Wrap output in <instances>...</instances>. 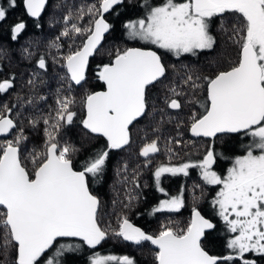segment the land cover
<instances>
[{
  "label": "snow or ice",
  "instance_id": "obj_1",
  "mask_svg": "<svg viewBox=\"0 0 264 264\" xmlns=\"http://www.w3.org/2000/svg\"><path fill=\"white\" fill-rule=\"evenodd\" d=\"M5 2L7 7L0 5V24L17 8L38 21L50 0ZM133 2L127 0V5ZM139 7L143 9L141 15L121 21L123 36L129 41L153 45L177 58L212 50L217 43L210 28L213 18L225 13L238 14L230 37L239 45L238 61L210 75L188 71L181 77L183 87L179 90L169 87L171 95L165 104L167 109L181 110L184 105L180 97L186 95L185 87L194 96L204 88L207 103L192 101L200 103L203 111L189 116L191 135L215 141L226 135L242 134L251 138L245 154L234 158L223 177L213 170L219 155L214 145H209L202 159L194 163L162 164L153 172L160 192H164L160 187L164 174L188 176L190 168H198L206 184L222 185L212 203L227 230L235 234L227 241L230 254L210 255L204 249L201 238L206 229H214L215 225L196 207L191 209L186 228L171 226L169 222L162 224L157 234H150L132 223L127 215H121L117 227L111 231L101 227V202L90 190L89 177L101 176L112 150H122L131 144L129 126L149 115V89L167 78L168 66L161 54L148 47L118 48L108 63L97 66L96 77L105 90L93 91L83 98L85 115L80 123L89 133L105 138L107 144L77 169L73 154L78 149L68 142L61 143L62 135L78 115L72 84L81 86L86 82L89 58L103 47L106 35L115 28L109 17L120 20L126 11V0H93L79 7L69 6L62 16L59 35L50 42V48L59 52L61 38L71 40L68 52L54 56L53 60L66 69L62 80L72 83L66 89L56 90L55 107L47 115L29 120L34 129L43 124L42 150L24 156L28 137L10 115L18 105L0 106V136L14 133L12 139L0 140V264H41L42 260L44 264H71L69 257L79 252L82 245L57 246L60 238H77L94 249L110 236L135 245L149 242L156 249L155 264H259V260L246 254L264 259V0H162L159 4L142 0ZM23 15L9 26L12 41L27 30ZM35 27L42 25L37 22ZM220 27L227 31L223 23ZM25 54L31 55L27 49ZM36 68L47 72L45 56L39 57ZM38 75L34 72L28 83L34 84ZM14 84V77L0 81V94H6ZM18 101L22 106V98L18 97ZM172 143L179 146L181 141H167V145ZM167 145L170 156L176 155ZM159 151V137L140 148L138 155L144 158L145 168ZM26 160L31 163V170ZM130 180L133 188H140L135 170ZM137 199L138 195L129 190L124 208H130ZM184 206L182 187L180 195L159 201L151 214L178 213ZM53 248L54 254L48 257ZM89 264L136 262L128 255L94 254L89 257Z\"/></svg>",
  "mask_w": 264,
  "mask_h": 264
},
{
  "label": "trees",
  "instance_id": "obj_2",
  "mask_svg": "<svg viewBox=\"0 0 264 264\" xmlns=\"http://www.w3.org/2000/svg\"><path fill=\"white\" fill-rule=\"evenodd\" d=\"M93 0H50L47 10L42 13L39 20L28 19L23 15L20 8L15 11H10L7 20L0 24V81L6 78H15V84L6 94H0V106L5 104L18 105L13 108L10 115L14 120L21 125L28 139L26 141L24 156L33 150H42L44 146L43 124L41 123L37 128H33L29 124L30 119L42 117L47 115L54 107L56 100V90L58 88H68L71 84L68 80H62L65 77L66 71L59 63H55L53 57L60 56L68 52V45L71 40L61 38L62 48L57 52L54 48H50V42L54 40L61 31L62 16L71 5L79 7L83 3H91ZM154 4H159L162 0H152ZM142 0H134L133 4L127 5L126 11L123 12L120 20H115L114 16H110L109 20L115 24L114 30L106 35V39L102 42L103 47L97 51L94 56L89 58V65L86 72V82L81 86L72 85V94L76 98L75 110L77 118L73 125L62 135L61 143L68 142L78 149L73 154L74 163L79 169L83 162L96 152L106 148V141L103 138H98L88 133L80 123L84 117L83 98L93 92L102 89L101 81L96 77L97 66L102 63H108L115 54L116 49H123L124 47H148L162 55L164 63L168 66L167 78L160 83L155 84L149 89V115L134 122L130 127L131 144L122 150H112L105 164V170L101 176L97 178L89 177L90 190L96 195L103 197L101 199V209L99 220L100 223L105 224L110 229L117 227L118 219L121 215H127L129 219L133 218V223L141 227L150 234H157L162 224L171 222V226L186 228L190 221L189 215L192 207H196L201 214L209 219L214 225V229L207 232L202 243L204 249L210 255L224 256L230 254L231 250L227 248V241L232 238L229 235L226 224L221 223L217 214V207L213 206L210 185L206 184L200 176V179H194L192 172L199 173L198 168H190L189 175L184 176L179 174L172 176L161 177L160 187L164 192L157 190L155 186V179L152 175L155 168L162 165L156 161L151 162L150 166L145 168L144 163H140L143 157L138 155L140 148L150 142L152 139L159 137V147L162 155L170 156L166 150L167 141L180 140L181 144L177 146L175 143L167 145L172 147L176 153V157L181 159L167 160L163 164L176 165L181 162H196L199 160L198 156L202 154L207 148L202 142H196L187 138V128L190 125L189 116L192 112H202L200 103H192V101H200L207 103L206 91L204 88L197 90L196 95H192V90L184 88L186 95H182L180 100L184 107L181 110H168L166 108L165 100L170 98L169 87H183L181 77L185 76L188 71L196 75H210L220 69H227L231 63L238 61L239 45L231 39V26L236 22V18L231 16H222L218 19V25L210 24L212 28L218 27L216 32H212L216 38L217 43L212 50H205L198 52L195 56L185 55L177 58L170 53H164L163 50L156 49L153 45H145L140 41L127 40L122 32L121 21L128 18H136L143 13V9L139 7ZM63 4L64 7H58ZM0 5L7 7L5 0H0ZM23 15L27 21V30L19 37L17 41L11 40L10 25L17 22V19ZM213 21V20H212ZM40 23L42 27L36 28L35 24ZM225 25L227 31L221 29V24ZM213 25V26H212ZM80 40L76 41L79 44ZM25 49L31 53L30 56L25 54ZM111 54V55H110ZM40 56L47 58L48 69L47 72L36 68V61ZM38 72L39 75L35 79L34 84H29L28 81L33 77V73ZM18 97L22 98L23 105H20ZM40 97L45 99L41 100ZM32 100V104L27 101ZM161 110H164L161 112ZM13 134H9L7 139H12ZM3 138V139H5ZM0 139V140H3ZM243 140L237 143L235 137H231L228 141H216L220 149H215L217 153L222 152L226 155L218 156L222 168L226 170L229 164L236 156H239V151H245L248 141ZM220 151V152H219ZM195 155L194 157L191 155ZM245 154V153H242ZM174 156H171L174 159ZM157 153L153 154L151 160L158 158ZM218 161V160H217ZM29 170H31V163L25 161ZM230 165V166H231ZM137 173L140 188H133L130 178L133 172ZM221 171V170H219ZM199 176V175H197ZM126 177L129 178L126 182ZM95 187V188H94ZM183 187V197L185 206L178 213H157L151 214L152 208L158 205V201L165 198L164 193L171 190L168 195L174 196L178 189ZM131 190L133 194L138 195V199L132 203L130 208H124L128 203L127 193ZM178 195V192H177ZM167 196V195H166ZM216 196V195H215ZM206 199L204 200V198ZM167 199V198H165ZM134 211V213H132ZM218 226V227H217ZM112 243H117L119 238H108ZM107 240V239H106ZM105 240V241H106ZM104 241V243H105ZM59 243H81L76 240H58ZM103 244V243H101ZM79 252L72 254L69 259L71 264H87L92 253L88 248L81 243ZM143 255H153L154 252L150 247H141ZM53 248L48 252V257L54 254ZM133 251V250H132ZM250 259L259 260V264H264V259L256 257L254 254H246ZM47 259V257H45ZM44 264V261L43 263ZM145 264V263H143ZM239 264V262H236Z\"/></svg>",
  "mask_w": 264,
  "mask_h": 264
},
{
  "label": "flooded vegetation",
  "instance_id": "obj_3",
  "mask_svg": "<svg viewBox=\"0 0 264 264\" xmlns=\"http://www.w3.org/2000/svg\"><path fill=\"white\" fill-rule=\"evenodd\" d=\"M177 2H182V0H177ZM226 14V16H231L232 15V13H225ZM225 14H223L222 16H224ZM222 16H219V17H215V18H213V25H215V24H217L218 25V23H219V21H218V19L219 18H221ZM212 25V26H213ZM217 26L216 27H214V28H212V32H216V30H217ZM168 110H171V109H168ZM136 122V121H135ZM134 124V123H133ZM190 126V125H189ZM189 128V127H188ZM188 128H187V130H186V132H187V138L191 141V140H193V141H198V142H202V144H205L207 147L209 146V145H214V147H215V149H220L221 148V146H223V145H221L220 144V146H218L216 143H215V141H212V140H210V139H208V138H192V137H190L189 136V131H188ZM231 137H235L236 138V140H237V143H239L240 141H242V139L243 140H249L248 139V137H246V136H243L242 134H233V135H231V136H229V135H226V136H224V137H222V138H219V139H216V141L218 140H220V141H224V143H225V141H228V139H230ZM106 141V140H105ZM217 141V142H218ZM223 141H222V143H223ZM249 143H250V141H248ZM106 143H107V141H106ZM248 143V144H249ZM205 150L206 149H204V151L202 152V154H200L199 156H198V158L199 159H202V157H203V155H204V153H205ZM220 152V151H219ZM242 153H245V151L243 150V151H239V155H243ZM219 154V153H218ZM221 155H226V153H220V155H218V156H221ZM191 156H195L194 154L193 155H191ZM169 158L168 159H172V157L171 156H168ZM177 159H181L180 157H176V156H174V160H177ZM218 161H216V163L213 165V170L214 171H216L217 172V174L218 175H220V176H225L226 175V171H227V169L230 167V165L231 164H229V167H227L226 168V170H224L223 168H222V165H221V163H220V159H217ZM145 161H144V158L142 159V161L140 162V163H144ZM151 162H153L152 160H151ZM233 162V161H232ZM219 170H221V171H219ZM169 175H171V174H169ZM181 175V174H180ZM192 175H193V177H194V179H200V174H198L196 171H195V169L193 170V172H192ZM197 175H199V176H197ZM164 176H167V174H164L162 177H164ZM208 185H210V184H208ZM212 188L214 187V189H211V193H212V196H214V198L216 197L215 196V194L217 193V191H219L220 190V187H221V185H210ZM95 188V187H94ZM178 195H180L181 194V189L179 188L178 189ZM177 192L175 193V195L174 196H177ZM165 193L167 194V196L165 195ZM164 193V195H165V198H167V199H169V198H171L170 196H168L170 193H171V190L170 191H168V192H165ZM94 194V193H93ZM95 195V194H94ZM96 196L99 198V200H100V202H101V199H103V197L102 196H100V195H98V194H96ZM184 196V195H183ZM164 198V199H165ZM164 199H162V200H164ZM206 199V197L204 198V200ZM161 201V200H160ZM158 203H159V201H158ZM132 213H134V211L132 212ZM219 216V215H218ZM220 217V216H219ZM131 221L133 220V218H131L130 219ZM217 220H220V222L221 223H223L224 224V221L221 219V217L220 218H218ZM132 223H133V221H132ZM101 227L102 228H106V229H109V231H111V229L110 228H108L107 226H105V224H104V226H103V224L101 223ZM218 227V226H217ZM212 230V229H211ZM210 230V231H211ZM209 231V232H210ZM205 235H206V233H205ZM229 235L231 236V237H233L235 234L234 233H230L229 232ZM63 240H68V239H63ZM60 241H62V240H60ZM203 241H204V237H203ZM203 241H202V243H203ZM103 244H100V245H98L96 248H94V249H90V248H88L87 246V248H88V250L92 253V255H94V254H99V255H102V256H107V255H115V256H122V255H128V256H130L131 258H133L134 260H135V262H136V264H143V263H145V264H155V259H154V257H153V255H143L142 254V252H141V247H143V246H147L148 245V247H150V249L152 250V252H154L155 253V251L156 250H154L152 247H151V245L148 243V242H144L142 245H135V244H131V243H124V242H122V240L121 239H119V240H117V243L115 244L114 242L112 243V241H110L109 239H107L106 241H105V243L104 242H102ZM133 250V251H132ZM43 263V260L41 261V264ZM75 264V263H74ZM87 264H89V262L87 263Z\"/></svg>",
  "mask_w": 264,
  "mask_h": 264
},
{
  "label": "water",
  "instance_id": "obj_4",
  "mask_svg": "<svg viewBox=\"0 0 264 264\" xmlns=\"http://www.w3.org/2000/svg\"><path fill=\"white\" fill-rule=\"evenodd\" d=\"M27 17V16H26ZM28 18V17H27ZM29 19V18H28ZM30 19H33V18H30ZM132 47V46H131ZM153 50V49H152ZM239 53V52H238ZM65 71H66V69H65ZM70 83H72V82H70ZM101 84H102V89L101 90H98V91H102V90H105L104 89V85H103V83L101 82ZM72 85H74V84H72ZM74 86H76V85H74ZM172 110V109H171ZM84 115H85V112H84ZM132 125H130L129 127H131ZM86 130V129H85ZM87 131V130H86ZM188 131H189V128H188ZM88 132V131H87ZM89 133V132H88ZM92 134V133H91ZM93 136H96V137H98V138H100L101 136H99V135H97V134H92ZM231 135H233V134H231ZM231 135H229V136H231ZM8 136V135H7ZM189 136L190 137H192V138H198V137H194V136H192L191 135V133H190V131H189ZM3 138H5L4 136H0V139H3ZM101 138H103V137H101ZM199 138H203V137H199ZM103 139H105V138H103ZM106 140V139H105ZM189 218L191 219V213H190V215H189ZM207 219V218H206ZM190 222V221H189ZM211 229H206L205 230V233H207V232H209ZM62 239H68V240H76V241H79L77 238H60L59 240H62ZM122 240V239H121ZM201 240L203 241V237L201 238ZM79 242H81V241H79ZM122 242H124V243H130V242H125V241H123L122 240ZM82 243V242H81ZM149 243V242H148ZM132 244V243H131ZM150 244V243H149ZM151 245V244H150ZM86 246V245H85ZM151 247L154 249V250H156L155 249V246H153V245H151ZM91 249V248H90Z\"/></svg>",
  "mask_w": 264,
  "mask_h": 264
},
{
  "label": "rangeland",
  "instance_id": "obj_5",
  "mask_svg": "<svg viewBox=\"0 0 264 264\" xmlns=\"http://www.w3.org/2000/svg\"><path fill=\"white\" fill-rule=\"evenodd\" d=\"M232 15H233L234 18H236V17L238 16V14H233V13H232ZM236 20H237V19H236ZM157 154L159 155V157L156 158V160H154L153 162L160 161V162H158V163L163 164L164 161H167V160H174V159H168V158H169L168 156L165 157L164 155H162V151H161V150H160ZM163 165H165V164H163ZM231 166H232V165H231ZM231 166H230V167H231ZM230 167H229V168H230ZM199 173H200V170H199ZM152 175H153V173H152ZM226 175H227V171H226ZM226 175H225V176H226ZM153 177H154V176H153ZM221 187H222V185H221ZM221 187H220V189H221ZM219 191H220V190H219ZM219 191H217V193H218ZM217 193H216V194H217ZM216 194H215V195H216ZM158 204H159V203H158Z\"/></svg>",
  "mask_w": 264,
  "mask_h": 264
},
{
  "label": "bare ground",
  "instance_id": "obj_6",
  "mask_svg": "<svg viewBox=\"0 0 264 264\" xmlns=\"http://www.w3.org/2000/svg\"><path fill=\"white\" fill-rule=\"evenodd\" d=\"M32 20H35V19H32Z\"/></svg>",
  "mask_w": 264,
  "mask_h": 264
}]
</instances>
